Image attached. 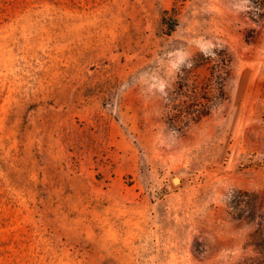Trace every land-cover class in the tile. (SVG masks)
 Returning <instances> with one entry per match:
<instances>
[{
	"label": "rangeland",
	"instance_id": "obj_1",
	"mask_svg": "<svg viewBox=\"0 0 264 264\" xmlns=\"http://www.w3.org/2000/svg\"><path fill=\"white\" fill-rule=\"evenodd\" d=\"M0 264H264V1L0 0Z\"/></svg>",
	"mask_w": 264,
	"mask_h": 264
},
{
	"label": "water",
	"instance_id": "obj_2",
	"mask_svg": "<svg viewBox=\"0 0 264 264\" xmlns=\"http://www.w3.org/2000/svg\"><path fill=\"white\" fill-rule=\"evenodd\" d=\"M176 178H177V180H176V182H174V183H178V182H179V180H178L179 177H177V176L174 177V178H172V181H173V179H176Z\"/></svg>",
	"mask_w": 264,
	"mask_h": 264
},
{
	"label": "bare ground",
	"instance_id": "obj_3",
	"mask_svg": "<svg viewBox=\"0 0 264 264\" xmlns=\"http://www.w3.org/2000/svg\"><path fill=\"white\" fill-rule=\"evenodd\" d=\"M177 179V178H176ZM175 181V179H173V182Z\"/></svg>",
	"mask_w": 264,
	"mask_h": 264
},
{
	"label": "trees",
	"instance_id": "obj_4",
	"mask_svg": "<svg viewBox=\"0 0 264 264\" xmlns=\"http://www.w3.org/2000/svg\"><path fill=\"white\" fill-rule=\"evenodd\" d=\"M261 1H264V0H261ZM256 2H257V0H256Z\"/></svg>",
	"mask_w": 264,
	"mask_h": 264
}]
</instances>
